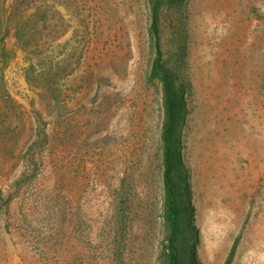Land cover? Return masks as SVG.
I'll use <instances>...</instances> for the list:
<instances>
[{"label":"rangeland","instance_id":"1","mask_svg":"<svg viewBox=\"0 0 264 264\" xmlns=\"http://www.w3.org/2000/svg\"><path fill=\"white\" fill-rule=\"evenodd\" d=\"M6 10L20 39L0 49V264H160L148 0ZM160 25L186 101L189 254L264 264V0H182Z\"/></svg>","mask_w":264,"mask_h":264},{"label":"trees","instance_id":"2","mask_svg":"<svg viewBox=\"0 0 264 264\" xmlns=\"http://www.w3.org/2000/svg\"><path fill=\"white\" fill-rule=\"evenodd\" d=\"M182 0H148L150 22L148 37L153 51L147 81L157 83L161 90L163 118L159 133L161 151V183L163 188L164 239L159 255L160 264H202L190 252L186 235L190 225L186 224L188 206L185 201L188 189L185 169L180 153V128L186 101L182 87L176 83L173 70L164 58L161 44V12L163 8L179 6ZM10 16L6 0H0V49L4 51L5 40L12 30L19 40V27L9 25ZM45 24V23H44ZM234 247L224 264H230Z\"/></svg>","mask_w":264,"mask_h":264}]
</instances>
